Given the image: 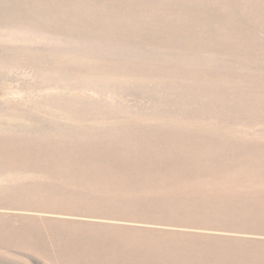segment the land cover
Instances as JSON below:
<instances>
[{
  "label": "rangeland",
  "instance_id": "obj_1",
  "mask_svg": "<svg viewBox=\"0 0 264 264\" xmlns=\"http://www.w3.org/2000/svg\"><path fill=\"white\" fill-rule=\"evenodd\" d=\"M0 264H264V0H0Z\"/></svg>",
  "mask_w": 264,
  "mask_h": 264
}]
</instances>
